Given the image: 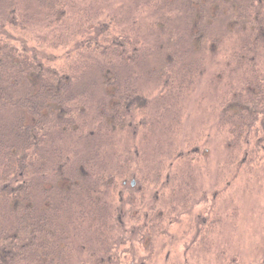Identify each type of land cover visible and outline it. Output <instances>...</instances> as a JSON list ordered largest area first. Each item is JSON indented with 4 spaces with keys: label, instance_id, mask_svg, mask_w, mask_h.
<instances>
[{
    "label": "trees",
    "instance_id": "obj_1",
    "mask_svg": "<svg viewBox=\"0 0 264 264\" xmlns=\"http://www.w3.org/2000/svg\"><path fill=\"white\" fill-rule=\"evenodd\" d=\"M3 2L5 6L0 2V209L4 210L2 213L0 210V264H65L68 254L76 250L88 253L94 264H110L113 259L116 262L113 247L117 242L113 241L135 231L125 226L124 217L129 221L127 215L131 211H126L124 216L121 212L114 219L117 203L139 209L145 206L148 187H155L152 198L156 202L161 191L163 197L171 190L168 210L145 213L144 224L138 228V233L144 228L145 235L163 234L161 224L173 217L174 194L185 191L182 201L191 194L192 171L187 175L176 165L184 160L188 164L197 162L195 154L200 153L191 147L180 150L169 142L163 157L159 156L157 170L147 173L129 166L133 161L128 156L117 163L120 158L105 161L98 153L91 158L89 155L79 158L69 148L70 154L61 145L67 131L70 137H80L78 124L92 119L98 130L85 143L89 148L94 145L100 149V142H110L104 131H114L117 126L124 129L127 109L146 104L141 100L145 89L137 77L143 56L111 28L104 29L99 39L89 38L72 46L69 43L73 39L59 32L51 33L52 39L47 41L40 31L47 35L57 30L59 25L66 24L69 16L61 5H55V0H36L33 10V0ZM236 6L237 10L229 12L231 20L239 26L241 38L239 44L229 47L225 53L229 55L227 66L234 63L231 73L241 72L245 80L239 88L233 82L226 85L229 91L227 100L223 101L221 119L225 118L228 125L230 144L236 142L239 151H244V156L248 154L250 162L258 164L264 159V148L256 142L257 135L252 139L250 136L254 127L260 125L261 137H264V0H238ZM80 22L84 28L89 18H81ZM101 24L97 23V31ZM32 32L38 34L31 45L27 35ZM48 49H62L63 56L51 58L45 52ZM175 53L176 58L182 54L177 48ZM172 71V81L155 85V89L160 87L163 98L154 99L159 114L173 115L175 106L168 102L169 96L170 101H179L176 95L186 89V79L192 69L182 67ZM98 89L104 94L100 95ZM103 125L106 130L100 129ZM166 154L171 157L168 163ZM244 162L237 164L235 178ZM109 166L117 170L112 175L108 173ZM125 168L130 170L128 174L122 171ZM67 169L74 172L71 174ZM174 169L183 171L173 175L178 181L171 179ZM62 178L70 179L68 188L58 185ZM129 179L135 180V185H129ZM47 183L54 186L47 187ZM12 216L15 223L10 224L7 218ZM145 235L140 238L141 242ZM94 245L101 253L96 252ZM227 263L241 264L238 260ZM251 264H264V251Z\"/></svg>",
    "mask_w": 264,
    "mask_h": 264
},
{
    "label": "rangeland",
    "instance_id": "obj_2",
    "mask_svg": "<svg viewBox=\"0 0 264 264\" xmlns=\"http://www.w3.org/2000/svg\"><path fill=\"white\" fill-rule=\"evenodd\" d=\"M55 1V5H61L63 10L69 12V16L66 24L59 25L57 30L49 31L47 35L40 31L42 36H46L49 41L52 39L51 33L59 32L64 37L73 39L69 43L72 46L73 43L81 44L89 38L99 39L104 29L111 28L122 39L131 42L132 49L138 48L143 56L137 77L145 89L141 100L146 102L135 108L128 106L131 109H127L124 129L117 126L114 131H107L105 125L100 128L106 130L104 132L110 141L100 142V149L94 148V145L89 148L85 143L98 130L90 118L85 124H78L81 125L80 137H70L67 131L62 136L61 145L68 151L69 148L70 151H76L79 158L87 155L91 158L98 153L105 161L113 157L120 158L117 160L120 163L128 156L133 161L129 166L135 171H138L137 168L142 170V173L157 170L156 163L159 156L163 157L168 149L169 142L179 146L180 150L185 151L191 147L200 153L195 154L197 162H176V168H183L185 174L192 171L193 179H189L191 194L185 201H182L185 191L174 194L173 217L161 224L165 230L163 234L145 235L144 228L142 233H138V228L144 224L145 213H152L155 209L168 210L173 195L171 190H167L163 197L161 191L156 202L152 198L155 187H148L145 206H139V209L117 203L118 212L114 219L121 212L124 216L126 211H131L132 214L127 215L129 221L124 217L125 226L130 231H135L125 233L124 239L121 236L113 238V242H117L113 247L117 260L114 262L113 259L110 264H228L232 260L251 264L259 259L264 251V159L258 164L250 162L249 155L244 156V151H239L236 142L230 144L227 140L228 125L225 118L221 119L224 115L221 112L223 101L227 100L226 94L229 91L226 85L233 82L239 88L240 83L245 80L241 72L231 73L234 63L227 66L229 55L226 54V49L239 44L241 38L239 26L230 18L229 11L235 9L234 3L231 0H221V10L216 12L207 9L187 10L186 0H171V4L170 0ZM0 2L5 6L3 0ZM35 3L36 0H33L31 10L35 8ZM84 17L89 18V22L81 28L84 23L79 21ZM98 22L102 23L99 31L96 27ZM90 26L87 31L86 28ZM200 29L206 34L202 41L198 36ZM191 32H196L193 39ZM37 34L38 32H32L27 35L31 45L35 43L34 36ZM193 47L198 51L194 52ZM176 48L182 53L177 58L174 57ZM45 52L51 58L63 56L62 49H48ZM182 67L192 69L186 79L187 87L180 95H176L179 101H170L169 96L168 102L175 106L172 107L173 115L159 114L154 99L163 98L160 87L155 89V85L159 83L162 86L168 80L172 81L173 68ZM98 90L100 95L104 94L102 89ZM167 98L165 96L164 100L167 101ZM155 120L158 121L157 124ZM256 135V142L264 148L260 125L254 127L250 139ZM136 149L139 150L137 155ZM64 154H67L66 151ZM166 155L168 163L171 157ZM241 161H245L244 165L235 178L237 164L240 165ZM109 167L107 169L111 175L117 171ZM113 167L118 165L113 164ZM122 171L124 174L130 172L127 168ZM177 171L181 172L180 169H174L171 174L174 181H178L174 179ZM69 172L72 174L74 169ZM165 179L166 174L162 175L163 182ZM132 180L129 179V185ZM58 182L61 188H68L71 184L69 178H62ZM46 186L52 187L54 184L47 183ZM174 186L173 183L171 187ZM183 192L185 195H182ZM189 192L187 190V194ZM115 201H118V196ZM154 203L158 205L153 207ZM0 210L2 213L4 209ZM7 219L10 224L15 223L14 216ZM124 229L126 230L125 227ZM143 235L145 238L141 242ZM116 236L117 233L114 232L113 237ZM108 237L112 235L108 234ZM94 247L97 248L96 252L101 253L98 246ZM82 260L94 264L88 253H79L78 250L68 254L65 264H82Z\"/></svg>",
    "mask_w": 264,
    "mask_h": 264
},
{
    "label": "flooded vegetation",
    "instance_id": "obj_3",
    "mask_svg": "<svg viewBox=\"0 0 264 264\" xmlns=\"http://www.w3.org/2000/svg\"><path fill=\"white\" fill-rule=\"evenodd\" d=\"M231 1L234 3L233 5L235 6L234 10H237L236 5H237L238 0H231ZM172 2L173 1L170 0V4ZM178 3L179 5H181L180 1ZM207 5L208 7H206ZM185 6L187 10H206L207 9V10H216V12H218L219 10H221V0H186ZM199 32L200 33L198 36L200 37V40L202 41L205 38L206 34L202 31V29H200ZM195 34L196 32H193V33L191 32L192 39H193V36H195ZM193 51L196 52L198 51V49L193 47Z\"/></svg>",
    "mask_w": 264,
    "mask_h": 264
},
{
    "label": "water",
    "instance_id": "obj_4",
    "mask_svg": "<svg viewBox=\"0 0 264 264\" xmlns=\"http://www.w3.org/2000/svg\"><path fill=\"white\" fill-rule=\"evenodd\" d=\"M131 183H132V185H134L135 184V180H133Z\"/></svg>",
    "mask_w": 264,
    "mask_h": 264
}]
</instances>
